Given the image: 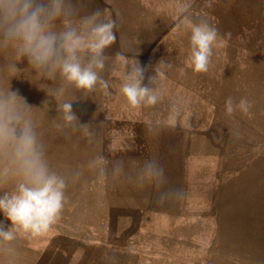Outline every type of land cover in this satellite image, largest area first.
I'll return each mask as SVG.
<instances>
[{"label": "rangeland", "instance_id": "obj_1", "mask_svg": "<svg viewBox=\"0 0 264 264\" xmlns=\"http://www.w3.org/2000/svg\"><path fill=\"white\" fill-rule=\"evenodd\" d=\"M206 2L74 0L81 16L99 9L116 22L103 73L111 95L99 89L75 94L73 110L81 122L92 121L94 144L79 133L66 139L53 127L54 100L49 112L36 113L49 165L68 187L60 220L43 235L23 239L19 264H105L109 255L114 264H264V0H214L210 8ZM185 7L191 19L218 29L206 73L190 66V33L180 26ZM117 53L129 65L139 62L145 84L155 67L163 71L160 104H127L119 91L127 66ZM18 67L11 89L43 107L51 98L38 89L26 61ZM228 97L247 98L250 113L227 114ZM174 100L182 112L177 125L169 115ZM97 155L123 160L126 171L131 161L155 159L164 187L182 195L161 202L153 186L124 177L101 181L86 167ZM77 171L82 175L73 182Z\"/></svg>", "mask_w": 264, "mask_h": 264}, {"label": "clouds", "instance_id": "obj_2", "mask_svg": "<svg viewBox=\"0 0 264 264\" xmlns=\"http://www.w3.org/2000/svg\"><path fill=\"white\" fill-rule=\"evenodd\" d=\"M213 2L207 0L205 6L210 8ZM180 13L184 15L180 26L190 33V66L194 72L206 73L218 29L203 18L191 19L186 7ZM115 28L116 22L106 20L99 9L81 16L74 0H0V214L4 217L0 221V264H19L23 239L43 235L61 218L68 179L49 165L36 113L45 108L49 112L54 100L52 125L59 133L66 139L79 133L89 144L98 142L92 121L81 122L73 103L76 93L86 96L99 89L105 96L111 95L112 85L103 73L109 60L105 50L117 39ZM116 58L127 66L119 85L127 104L134 109L160 104L164 99L163 71L155 67V75L147 77L145 84V69L137 60L129 65L122 53ZM25 61L40 82L35 86L51 98L45 99L41 108L11 89L10 81L18 78L22 71L18 65ZM159 65L160 69L167 66L163 60ZM252 106L247 98L237 102L228 97L225 101L229 115L236 111L248 114ZM169 115L173 125L179 124L182 112L178 101L170 102ZM149 131L155 133L157 127L150 126ZM86 167L101 181L124 177L141 187L153 186L161 202L182 195L178 189L164 187L165 172L155 159L131 161V171H126L123 160L110 162L97 155ZM81 175L77 171L73 182ZM105 264H114V258L106 256Z\"/></svg>", "mask_w": 264, "mask_h": 264}, {"label": "bare ground", "instance_id": "obj_3", "mask_svg": "<svg viewBox=\"0 0 264 264\" xmlns=\"http://www.w3.org/2000/svg\"><path fill=\"white\" fill-rule=\"evenodd\" d=\"M24 79H25V78H24ZM21 84H22V83H21ZM43 95H44V94H43ZM43 95H42V96H43ZM45 97H46V96H45Z\"/></svg>", "mask_w": 264, "mask_h": 264}]
</instances>
